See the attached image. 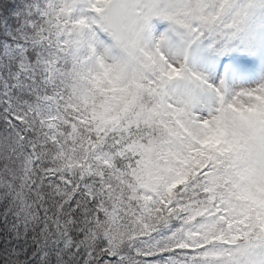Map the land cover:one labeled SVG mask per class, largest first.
Instances as JSON below:
<instances>
[{
    "label": "snow or ice",
    "instance_id": "snow-or-ice-1",
    "mask_svg": "<svg viewBox=\"0 0 264 264\" xmlns=\"http://www.w3.org/2000/svg\"><path fill=\"white\" fill-rule=\"evenodd\" d=\"M0 264H264V0L4 5Z\"/></svg>",
    "mask_w": 264,
    "mask_h": 264
},
{
    "label": "trees",
    "instance_id": "trees-1",
    "mask_svg": "<svg viewBox=\"0 0 264 264\" xmlns=\"http://www.w3.org/2000/svg\"><path fill=\"white\" fill-rule=\"evenodd\" d=\"M7 4H16L17 6L19 5V0H3V3L0 4V10L4 7V5Z\"/></svg>",
    "mask_w": 264,
    "mask_h": 264
}]
</instances>
